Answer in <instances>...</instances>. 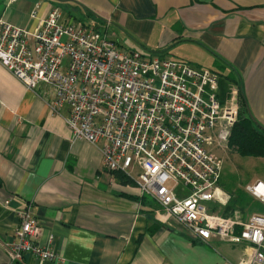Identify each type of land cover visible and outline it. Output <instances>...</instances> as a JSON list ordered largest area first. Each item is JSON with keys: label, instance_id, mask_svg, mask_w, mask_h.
I'll return each instance as SVG.
<instances>
[{"label": "crops", "instance_id": "0c3cea01", "mask_svg": "<svg viewBox=\"0 0 264 264\" xmlns=\"http://www.w3.org/2000/svg\"><path fill=\"white\" fill-rule=\"evenodd\" d=\"M52 7L97 24L122 48L233 74L237 84L230 88L241 87L249 114L264 127V0H0V17L33 30ZM46 100L43 89H28L0 63V239H12L17 210L29 209L41 224L39 241L58 255L11 261L0 245V264H237L247 258L245 242L201 240L180 223L161 220L151 197L103 167L99 146L73 138L67 108L54 112Z\"/></svg>", "mask_w": 264, "mask_h": 264}, {"label": "built area", "instance_id": "2783aa9c", "mask_svg": "<svg viewBox=\"0 0 264 264\" xmlns=\"http://www.w3.org/2000/svg\"><path fill=\"white\" fill-rule=\"evenodd\" d=\"M0 63L28 89H43L54 112L67 108L73 138L99 146L103 167L131 176L161 220L201 240L245 242L250 252L237 264H264V213L244 219L212 209L229 202L218 186L217 151L227 147L240 111L238 87L221 98L218 71L122 48L105 29L59 7L33 30L0 17ZM246 190L264 204V181ZM17 216L12 239H0L10 260L56 259L39 241L38 218L29 209Z\"/></svg>", "mask_w": 264, "mask_h": 264}, {"label": "trees", "instance_id": "16d2710c", "mask_svg": "<svg viewBox=\"0 0 264 264\" xmlns=\"http://www.w3.org/2000/svg\"><path fill=\"white\" fill-rule=\"evenodd\" d=\"M219 73L221 98L225 99L229 95V92L231 90L230 87L234 84H237V80L233 74H224L222 72ZM239 90V118L230 128V136L227 145L230 147H234L236 152L243 156L264 157V127L257 123L252 115L249 114L247 106L248 104L244 97V94L242 93L241 87H239ZM113 174L123 183L133 182L123 172H113ZM131 197L139 199L137 196ZM145 197L142 196V200H145ZM262 205L263 204L260 202L254 203L249 196L240 194L236 197H233L227 205H216L213 206L212 209L226 216H236L238 214L242 218L246 219L247 217H249V215H247L249 212L248 207L257 206L259 207V209H264Z\"/></svg>", "mask_w": 264, "mask_h": 264}, {"label": "rangeland", "instance_id": "374dc122", "mask_svg": "<svg viewBox=\"0 0 264 264\" xmlns=\"http://www.w3.org/2000/svg\"><path fill=\"white\" fill-rule=\"evenodd\" d=\"M217 154L223 163L218 186L229 196V201L240 194L246 195L247 184L256 183L258 180L264 181V157L243 156L228 145L218 150ZM127 176L137 185L131 176ZM159 209L156 208L154 212Z\"/></svg>", "mask_w": 264, "mask_h": 264}]
</instances>
